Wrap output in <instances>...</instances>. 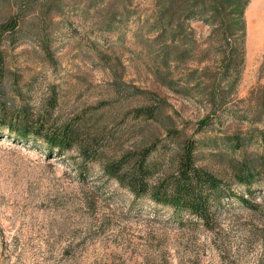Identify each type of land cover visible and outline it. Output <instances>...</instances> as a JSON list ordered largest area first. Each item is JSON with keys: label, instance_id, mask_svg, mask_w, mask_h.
Instances as JSON below:
<instances>
[{"label": "rangeland", "instance_id": "rangeland-1", "mask_svg": "<svg viewBox=\"0 0 264 264\" xmlns=\"http://www.w3.org/2000/svg\"><path fill=\"white\" fill-rule=\"evenodd\" d=\"M154 4L132 0L136 16L119 33L98 31L70 10L56 15L52 56L25 37L3 40L0 102L58 124L95 128L105 159L139 144L133 132L144 123L128 111L164 96L172 125L197 141L196 163L232 189L214 228L136 197L105 175L98 160L84 168L75 149L49 153L41 139L0 130V264H264V122L236 116L264 84V0H250L244 11V62L233 101L203 125L209 107L159 86L132 34ZM189 26L205 47L210 27L199 20ZM144 128L158 135L151 158L162 169L175 168L180 138H165L157 123ZM242 168L247 176L240 182Z\"/></svg>", "mask_w": 264, "mask_h": 264}, {"label": "trees", "instance_id": "trees-1", "mask_svg": "<svg viewBox=\"0 0 264 264\" xmlns=\"http://www.w3.org/2000/svg\"><path fill=\"white\" fill-rule=\"evenodd\" d=\"M249 1L155 0L152 14L138 18L139 25L132 31L150 59L148 69L159 86L209 107L200 125L208 117H218L233 101L244 62V11ZM67 10L101 32L119 33L136 16L132 0H0V45L3 40L13 44L25 37L36 42L45 56H52L50 27L58 22L54 17L64 16ZM192 20L210 27L205 47L194 37L189 26ZM5 58L0 48V75L5 73ZM104 60L108 64L109 58ZM152 98L157 99L155 104L136 105L128 113L144 125H161L165 138H180L171 170L162 169L151 158L157 150L153 139L158 135L145 131L144 125L133 132L140 136L137 146L105 159H101L103 151L97 146L95 128L92 133L80 121L58 124L50 115H35L27 108L0 102V130L20 140L41 139L49 153L75 149L84 168L98 160L105 175L136 197L148 196L212 229L218 209L233 194L230 184L196 163L197 141L172 125L171 115L164 110L168 105L164 96L154 94ZM248 99L243 114L236 116L249 123L264 122V84L254 88ZM240 171L237 178L243 182L247 175L243 168Z\"/></svg>", "mask_w": 264, "mask_h": 264}, {"label": "bare ground", "instance_id": "bare-ground-1", "mask_svg": "<svg viewBox=\"0 0 264 264\" xmlns=\"http://www.w3.org/2000/svg\"><path fill=\"white\" fill-rule=\"evenodd\" d=\"M264 27V26H263ZM256 32V31H255Z\"/></svg>", "mask_w": 264, "mask_h": 264}]
</instances>
